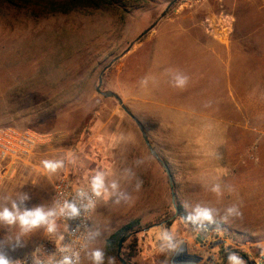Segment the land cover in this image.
Masks as SVG:
<instances>
[{
    "label": "rangeland",
    "instance_id": "374dc122",
    "mask_svg": "<svg viewBox=\"0 0 264 264\" xmlns=\"http://www.w3.org/2000/svg\"><path fill=\"white\" fill-rule=\"evenodd\" d=\"M190 55L199 85L183 104L167 81ZM7 125L42 141L1 188L0 210L52 213L27 230L0 221L9 260L46 234L65 174L100 180L80 264H94L98 249L103 264H181L182 249L193 264H228V252L264 264V0H0ZM232 206L239 214H227ZM197 207L215 222L187 223ZM127 225L117 257H107V240Z\"/></svg>",
    "mask_w": 264,
    "mask_h": 264
},
{
    "label": "built area",
    "instance_id": "2783aa9c",
    "mask_svg": "<svg viewBox=\"0 0 264 264\" xmlns=\"http://www.w3.org/2000/svg\"><path fill=\"white\" fill-rule=\"evenodd\" d=\"M42 141L31 129L12 125L0 127V190L19 163L30 158ZM99 193L92 185L74 182L61 175L53 186L54 218L48 231L34 248L10 261L16 264H80L93 232ZM75 208V213L72 212Z\"/></svg>",
    "mask_w": 264,
    "mask_h": 264
},
{
    "label": "clouds",
    "instance_id": "9594fccd",
    "mask_svg": "<svg viewBox=\"0 0 264 264\" xmlns=\"http://www.w3.org/2000/svg\"><path fill=\"white\" fill-rule=\"evenodd\" d=\"M186 83L187 78L177 77L174 86L178 88H184ZM44 166L47 169L54 170L58 165L49 161H45ZM95 187L99 189V179L95 181ZM213 191H217V189L214 188ZM75 211L76 209L72 208V212L75 213ZM226 211L228 215L239 214V210L236 206L229 207ZM50 215H52V213H44L42 209L20 212L14 204L13 210L11 211L7 208L0 210V221L7 222L8 224H13L18 221L21 227L27 230L37 227L43 223H47V217ZM185 219L193 224L198 223L201 226H203L204 222H215L213 211L206 207H197L194 212L188 214ZM53 230L54 226L49 224L48 231L51 232ZM162 241L169 249H175L177 247V244L173 240V236L167 231L162 233ZM227 257L228 264H244V261L236 253L228 252ZM92 258L94 260V264H103L104 252L98 249L92 253ZM0 264H16V262L10 261L3 253H0ZM64 264H69L67 259H65ZM109 264H115L114 258L109 259Z\"/></svg>",
    "mask_w": 264,
    "mask_h": 264
},
{
    "label": "crops",
    "instance_id": "0c3cea01",
    "mask_svg": "<svg viewBox=\"0 0 264 264\" xmlns=\"http://www.w3.org/2000/svg\"><path fill=\"white\" fill-rule=\"evenodd\" d=\"M177 47L182 48L179 46H177ZM173 48H174V46L171 48V53H172ZM176 50H177V48H176ZM185 51H190V49L188 47H186ZM171 53H170V55H171ZM168 59H169V57H168ZM167 62H169V61H167ZM185 62L187 63V65L179 66V67L172 66L175 68V71H174V73H170L172 71H168L172 77H170L167 81L168 87H174L176 89V91H178V89H181V92L183 93V96H184V98L182 99L183 104L186 102L185 98L190 97L192 95V89L194 88V86L199 85V83H198L199 79L197 78L198 77L197 74L194 73V67L190 66V65H192L191 63L194 62V58H192V56L190 55L185 60ZM186 63H184V64H186ZM190 67H192V70H190L191 69ZM170 68L171 67L168 66L167 69L169 70ZM177 77L187 78V83H186V86L184 88H178V87L174 86ZM200 85H203V83H201ZM182 109H184V108H182ZM261 212L262 213L259 216H257L256 222H264V202H262Z\"/></svg>",
    "mask_w": 264,
    "mask_h": 264
},
{
    "label": "trees",
    "instance_id": "16d2710c",
    "mask_svg": "<svg viewBox=\"0 0 264 264\" xmlns=\"http://www.w3.org/2000/svg\"><path fill=\"white\" fill-rule=\"evenodd\" d=\"M182 218L185 219V216H183ZM186 222L191 223L187 220H186ZM130 230H131V225H127L107 240L106 250H105V255L107 257H117L118 248H119V241L121 238L126 239L127 234L129 233Z\"/></svg>",
    "mask_w": 264,
    "mask_h": 264
},
{
    "label": "flooded vegetation",
    "instance_id": "af4514ba",
    "mask_svg": "<svg viewBox=\"0 0 264 264\" xmlns=\"http://www.w3.org/2000/svg\"><path fill=\"white\" fill-rule=\"evenodd\" d=\"M189 253L186 249H182L176 255L175 262H181V264H193L197 259L189 257Z\"/></svg>",
    "mask_w": 264,
    "mask_h": 264
},
{
    "label": "water",
    "instance_id": "95a60500",
    "mask_svg": "<svg viewBox=\"0 0 264 264\" xmlns=\"http://www.w3.org/2000/svg\"><path fill=\"white\" fill-rule=\"evenodd\" d=\"M116 97H117V96H116ZM117 98H118V97H117ZM147 142H148V141H147ZM165 168H166V167H165ZM166 170H167V174H168L169 178L171 179V178H172V175H171L170 171H169L167 168H166ZM173 202H175V194H174V193H173ZM122 243H123V241L120 242L119 252H120V250H121ZM189 257H192V258L198 259V257H196V256H192V255H189Z\"/></svg>",
    "mask_w": 264,
    "mask_h": 264
}]
</instances>
